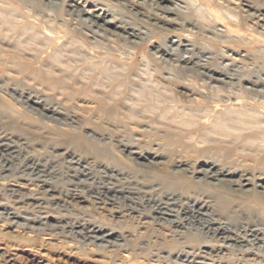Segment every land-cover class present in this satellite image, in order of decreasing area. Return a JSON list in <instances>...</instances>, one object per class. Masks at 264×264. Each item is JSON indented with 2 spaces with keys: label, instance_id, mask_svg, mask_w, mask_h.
<instances>
[{
  "label": "rangeland",
  "instance_id": "374dc122",
  "mask_svg": "<svg viewBox=\"0 0 264 264\" xmlns=\"http://www.w3.org/2000/svg\"><path fill=\"white\" fill-rule=\"evenodd\" d=\"M135 1L138 14L127 0H0L7 4L0 7V146L8 149L0 150V264H180L182 252L202 251L204 264H264V28L254 23L264 0ZM70 4L80 16L69 13ZM93 14L123 19L145 35L112 36L87 24ZM24 27L31 29L22 38ZM33 34L40 38L31 41ZM37 47L59 59L38 62ZM29 91L78 125L50 121L21 97ZM126 147L161 163L141 167ZM178 162L251 174L256 191L198 193L176 185L177 173L163 180ZM202 194L216 220L230 224L228 234L217 238L182 212L196 201L201 207ZM171 199L181 227L162 219L177 212H153ZM98 229L120 237L89 239ZM245 251L256 261L246 262Z\"/></svg>",
  "mask_w": 264,
  "mask_h": 264
},
{
  "label": "bare ground",
  "instance_id": "6f19581e",
  "mask_svg": "<svg viewBox=\"0 0 264 264\" xmlns=\"http://www.w3.org/2000/svg\"><path fill=\"white\" fill-rule=\"evenodd\" d=\"M50 3H55V4H58V2H54L55 0H49ZM166 1H173V0H163L162 3L166 2ZM139 1H135V0H127V3L123 5L124 6H128L132 11H136L138 13H140L138 11V9H136L137 7H139ZM173 6H176L175 3H173ZM0 7L5 8V10L7 9V4L4 3V2H0ZM245 7H248V8H252L251 4H246ZM68 8L70 9L69 10V13H73L75 14L76 16H80L81 14V10H78L75 8V6L73 5H68ZM2 10V11H3ZM161 11H165L169 14H172L173 11H176V12H179L178 9L175 7V8H169V7H161ZM247 15L246 17H250L252 16V14H250V11L247 10L246 11ZM225 14V13H224ZM8 15V13H7ZM6 15V17H7ZM226 15V14H225ZM140 16V15H139ZM8 18V17H7ZM234 18V17H232ZM230 19V17H229ZM242 21L239 22L241 24H243L245 22V19L244 18H241ZM249 20V19H248ZM103 21V23L101 24L100 22ZM256 21V22H255ZM255 25L256 24H259V27L261 28H264V23L263 24H260L261 22H264V14L263 13H260L258 14L257 16H255ZM87 24L90 26V27H96L100 30H103L107 33H109L110 35L112 36H117V37H122L123 38V35H121V32L125 33L126 34V37L125 38H130V39H142V36L145 35V33L141 32V30H138L137 28H133V27H128V23H126V21H124L123 19L121 20H107L106 17L104 16H100V15H95L93 14L89 19L86 20ZM157 23L160 24V22L157 20L156 21ZM223 22V21H222ZM247 22V21H246ZM156 24V23H155ZM175 24V23H174ZM224 24V23H223ZM24 25V24H23ZM228 25V24H227ZM15 26V25H14ZM13 26V27H14ZM22 27V26H21ZM15 28H20V27H15ZM173 28V27H172ZM13 29V28H12ZM22 32H20V36L22 38H24V35L25 34H29L30 32V29L31 27H24L22 28ZM164 30H167L168 32L170 31L169 29L163 27ZM15 30V29H14ZM17 30V29H16ZM15 30V31H16ZM171 32V31H170ZM47 34H49L47 32ZM26 36V35H25ZM47 36V35H46ZM44 37V36H43ZM50 37V36H49ZM40 36L38 37L37 34H33L30 36V40L32 41V39H39ZM42 38V37H41ZM46 38V37H45ZM28 39V40H29ZM51 38L47 39V42L50 40ZM57 39V38H55ZM60 40V39H59ZM25 41V40H24ZM43 41V40H42ZM58 42V40H56ZM61 41V40H60ZM46 42V43H47ZM50 42L49 41V47H50ZM54 42V41H52ZM51 42V43H52ZM56 42V43H57ZM132 43H134L135 41H131ZM2 43V42H1ZM27 43H30V42H27ZM36 43V42H35ZM45 43V45H47ZM61 43V42H60ZM41 45V44H40ZM59 45V44H58ZM66 45V44H65ZM52 46V45H51ZM15 47V50H16V47L17 46H14ZM44 47V46H43ZM47 47V46H45ZM44 47V48H45ZM63 47V46H62ZM61 47V48H62ZM35 48V47H34ZM33 48V49H34ZM44 48H36V51L37 52L36 54L37 55H41V59L39 61V58L40 56H38L36 59L38 62H44L46 61L47 58H51L52 55H49L48 52L46 49ZM52 48V47H51ZM49 48V49H51ZM57 48H60V47H57ZM21 49V48H20ZM19 48H17V50L20 51ZM16 50V51H17ZM18 51V52H19ZM159 51L161 53H163V55L165 56H168L170 57V59H175L176 61L178 62H181L183 63L184 66L186 67H189L191 66V68H194L196 69V71H201L203 75H208L210 76L211 78H214L216 82H219V83H225L227 81V79L219 73V72H216V71H213L210 67L207 66V64H202V65H196L194 63L193 60H187L186 58H180V57H177L175 56L173 53H171L169 50H167L165 47H160L159 48ZM2 52V51H1ZM31 53V52H30ZM50 53V51H49ZM55 53V52H54ZM46 54V55H45ZM48 54V56H47ZM51 54V53H50ZM53 54V53H52ZM29 55V54H28ZM56 56V54H53V56ZM26 56V55H25ZM36 56V55H35ZM52 57L51 59H57V56L56 57ZM59 56V55H58ZM175 56V57H174ZM28 58V57H27ZM35 58V57H34ZM59 59V58H58ZM57 59V60H58ZM29 60V58H28ZM31 60V59H30ZM29 60V61H30ZM35 60V59H34ZM48 60V59H47ZM52 63V62H50ZM56 62L53 63V65L55 64ZM47 65V64H46ZM51 65V64H50ZM47 67V66H46ZM45 68V67H44ZM231 82V81H230ZM1 84L3 82H0ZM13 91L14 89L11 88ZM21 97L23 99H25L27 102H29L33 107H35L37 110H42L46 113V116L48 117V119L50 121H57L59 123V125L63 128V129H67V128H73L74 125H78V122L76 121V118L74 116H70L69 114H67V112H65L63 109L57 107V106H52L48 103H46V100L38 95L36 92H33V91H29V92H22L21 93ZM76 127V126H75ZM253 142V141H252ZM250 141L247 143L249 144ZM247 144L244 143V145H246L247 147ZM251 144V143H250ZM0 150L3 152L4 150L7 151V147L5 144H2L0 146ZM245 148V147H244ZM247 150V149H246ZM123 151L127 152L128 154V158L130 160H132L133 162L135 163H138V162H142L141 167H144L146 168V166H152V165H159L161 163V158L158 156V155H154V156H151L150 155H146L147 153L143 152V149H140L138 147H126L125 149H123ZM138 164V166H139ZM193 165V164H192ZM191 165H189V163H186V162H178L176 163L173 167L175 169V171H169V173H166L165 176H162V179L163 180H166V178H169L170 177V174L173 173L174 175H178V178L177 179H173V181L175 182V184L177 182L179 183H183V184H190V190H196L198 193H200L201 191H205L204 189H206L208 191V189L211 190L212 187H219L221 189L224 190H227L228 193L229 192H232V193H239L238 196L241 194V195H246L248 193L251 194L252 191L255 190V188L257 187L254 182H253V175L251 174H241L239 177H237L235 175V171L232 172L231 170H225L221 167H216L214 164L212 163H206L205 165H198L197 167L192 168L190 167ZM35 167V166H34ZM151 167H148L147 169H150ZM156 168V167H155ZM146 169V170H147ZM154 169V168H153ZM158 170V169H157ZM148 171V170H147ZM151 171V170H149ZM154 173V171H152ZM164 172V171H163ZM148 174V172H146ZM151 173V172H150ZM193 173L195 174L196 173V177H194ZM249 173V172H248ZM155 174V173H154ZM165 174V173H164ZM163 174V175H164ZM153 175V174H152ZM173 175V176H174ZM156 176V175H155ZM153 176V177H155ZM159 176V175H158ZM172 176V177H173ZM156 178V177H155ZM193 178L194 181H191ZM159 180V179H157ZM170 180V179H169ZM177 180V182H176ZM172 182V181H171ZM173 183V182H172ZM45 185H49L48 183H45ZM178 185V183L176 184ZM262 186V184H261ZM125 187V186H124ZM215 188H212L214 190H216ZM218 188V189H219ZM264 188V186H263ZM220 189V190H221ZM188 190V188L186 189ZM262 190V188H261ZM129 191V190H128ZM226 191V192H227ZM256 191V190H255ZM202 192V193H203ZM211 192V191H209ZM129 194H134L133 192H127ZM212 193H213V190H212ZM259 193V192H258ZM261 193V192H260ZM115 194V192H114ZM204 194H207V193H204ZM202 194V206L200 207L201 205V202H198L196 201L194 203L193 206H188L186 208H183V206H180V208H182V212L186 215H191L194 219H197L199 222L202 223V226L205 228V230H209V232H211V234H213L215 237L219 238L220 236L222 235H226L230 232V224L227 223L226 226H224L225 223H222L221 221H218L216 220V217H214L215 213H214V210H210L211 208L209 207L208 205V202L206 201H203V195ZM231 194V193H229ZM253 194V193H252ZM256 194V193H255ZM234 195V194H232ZM124 196H127V195H124ZM228 196V195H227ZM230 196V195H229ZM249 196V195H248ZM251 196V195H250ZM257 196V195H256ZM117 197V196H116ZM234 197V196H232ZM240 197V196H239ZM122 198V197H121ZM132 198V197H131ZM126 199V198H125ZM235 199V197H234ZM129 200V199H128ZM127 200V201H128ZM137 203V202H136ZM173 205H178V200H175V199H171L169 200L168 202H165V203H160L158 206H157V209H155L153 212L158 215V216H163V217H174V214L172 212H177L176 214V219H169V218H162V219H166L167 221L171 222V224H173V226H177V227H181L183 226V219L180 218L181 216H183L182 214H179L178 211L174 210V209H171V207ZM166 207V208H163ZM208 210L206 212H204V210ZM181 211V210H180ZM160 218V217H159ZM192 218V219H193ZM168 223V222H167ZM197 223V222H195ZM68 225V223H67ZM229 225V226H228ZM200 226V225H199ZM76 228V227H74ZM89 230V229H88ZM206 230V231H207ZM233 231V230H232ZM238 232V231H237ZM101 234L100 236H90L89 239H95L96 241L97 240H101V241H105V238L106 237H110V238H113L117 239V237L119 238L120 235L118 236L117 235V232L116 231H113L111 233H107V234H104V230L102 229H98V231L95 232V234ZM81 234V233H80ZM259 235L257 234L256 230H251L250 232V237H253L255 238V240H259ZM83 238L87 239L88 238V235H85L83 236ZM223 238V237H222ZM225 242H229L231 241V239L229 237H225L224 238ZM239 241V240H237ZM264 241V240H262ZM185 242V241H184ZM244 242V241H242ZM94 242H92L93 244ZM232 243V242H231ZM241 244V243H240ZM235 247V246H234ZM248 247V246H247ZM260 247V246H259ZM245 248V247H243ZM240 249V248H239ZM261 249V248H260ZM238 252V251H237ZM244 253V252H243ZM239 254V253H238ZM242 255V253H240ZM245 256H249L246 260L247 261H256L255 258L253 259H250L252 258V255H249L251 253H249L248 251L246 252L245 251ZM207 254L206 252H201V253H186V252H182L181 256L184 258H187L186 260H183L180 264H204L205 261L207 259ZM244 257V256H243ZM245 257V258H246ZM125 258V257H124ZM123 259V258H122ZM192 259V260H190ZM203 260V261H201ZM123 261V260H122ZM127 261V260H125ZM123 261V262H125ZM258 261V260H257ZM262 261V260H261ZM213 264H216V263H213ZM260 264V262L258 263Z\"/></svg>",
  "mask_w": 264,
  "mask_h": 264
}]
</instances>
